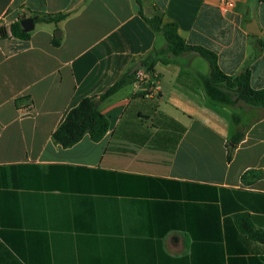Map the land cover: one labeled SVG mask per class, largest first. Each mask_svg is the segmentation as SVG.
<instances>
[{"label": "crops", "instance_id": "1", "mask_svg": "<svg viewBox=\"0 0 264 264\" xmlns=\"http://www.w3.org/2000/svg\"><path fill=\"white\" fill-rule=\"evenodd\" d=\"M142 4L224 74L249 60L250 86L264 89L262 0L226 14L219 0ZM33 16L26 39L10 35ZM0 28V264H264V243L243 231L264 232V109L210 100L198 76L208 64L194 53L146 71L165 40L133 0H0ZM125 73L99 104L102 139L52 141L69 109ZM248 171L263 175L244 182Z\"/></svg>", "mask_w": 264, "mask_h": 264}, {"label": "trees", "instance_id": "2", "mask_svg": "<svg viewBox=\"0 0 264 264\" xmlns=\"http://www.w3.org/2000/svg\"><path fill=\"white\" fill-rule=\"evenodd\" d=\"M137 13L146 23V25L156 33H160L165 40V48L160 51H151L148 56L141 61V66L146 71H151L156 62L168 64L170 60L184 53H194L200 56L208 64V73L199 74L200 82L204 88L207 97L221 104L233 106L244 104L252 107L264 109V89H253L250 86L249 60H246L241 70L235 75H226L218 67L216 56L213 52L194 45H188L179 36L177 25L173 21H165L157 13L146 15L143 11L142 0H133ZM264 2V0H262ZM62 17L57 18H38L37 22H56ZM9 33L18 39H26L27 32H23L19 21L9 25ZM5 36V31L0 28V37ZM57 46L59 40L52 42ZM253 56L259 52L260 43H256ZM130 78L128 73L120 76L112 85L107 87L101 94L96 96L82 98L76 106L69 109L62 122L51 133V139L55 144L62 148H68L76 144L84 135H88L91 141L97 142L106 134L109 129L107 117L100 111L99 104L122 88ZM234 122L237 118L234 117ZM242 138V133L237 131L230 139L232 145H236ZM230 158V151L227 154V160ZM258 171L245 172L241 179L245 182L246 177L255 180L262 176ZM252 240L264 243V232L254 230L253 228H244L243 230Z\"/></svg>", "mask_w": 264, "mask_h": 264}, {"label": "built area", "instance_id": "3", "mask_svg": "<svg viewBox=\"0 0 264 264\" xmlns=\"http://www.w3.org/2000/svg\"><path fill=\"white\" fill-rule=\"evenodd\" d=\"M235 1L236 0H219V8L223 13H229L234 7ZM136 78L140 80L142 78V74L137 72ZM19 109L22 111V113L29 114L32 109V104L28 100L24 101L20 103Z\"/></svg>", "mask_w": 264, "mask_h": 264}, {"label": "water", "instance_id": "4", "mask_svg": "<svg viewBox=\"0 0 264 264\" xmlns=\"http://www.w3.org/2000/svg\"><path fill=\"white\" fill-rule=\"evenodd\" d=\"M36 19V16H33V17H27V18H24L22 19L19 24L21 26V29L23 32H29L33 29V24H34V20ZM255 26L256 27V23H255V20L252 19L251 22L249 23V27H246V30L249 32V33H254V31L252 30V28H250ZM57 36V34H56ZM140 68V64H137L136 66H134L131 70V72H134L136 71L137 69Z\"/></svg>", "mask_w": 264, "mask_h": 264}, {"label": "rangeland", "instance_id": "5", "mask_svg": "<svg viewBox=\"0 0 264 264\" xmlns=\"http://www.w3.org/2000/svg\"><path fill=\"white\" fill-rule=\"evenodd\" d=\"M199 59H201V58H199ZM204 60V59H203ZM202 59H201V61L204 63V61H203Z\"/></svg>", "mask_w": 264, "mask_h": 264}]
</instances>
